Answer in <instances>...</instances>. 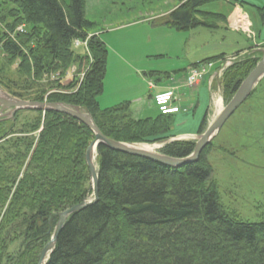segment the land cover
Here are the masks:
<instances>
[{"label": "trees", "instance_id": "trees-1", "mask_svg": "<svg viewBox=\"0 0 264 264\" xmlns=\"http://www.w3.org/2000/svg\"><path fill=\"white\" fill-rule=\"evenodd\" d=\"M213 1L181 0L153 23L181 31L218 29L213 22L225 24L226 14L202 10ZM85 5V0H0V63L14 66L15 73L32 71L37 79L54 71L62 78L74 64L83 70L89 55L76 53L73 41L87 35ZM21 25L23 32L17 31ZM87 49L92 61L80 86L75 76L57 83L64 92L45 97L41 90L32 99L85 109L104 135L118 141L160 140L155 128L167 112L136 118L130 101L99 106L108 50L96 37ZM256 60L227 70V97ZM25 111L34 113L28 122L20 119ZM0 124V264H37L59 213L91 199L85 155L94 133L53 110L23 109ZM194 147V142L171 141L161 151L182 158ZM209 150L210 145L196 161L174 168L100 144L98 199L69 215L45 264H264V219H238L222 202Z\"/></svg>", "mask_w": 264, "mask_h": 264}, {"label": "rangeland", "instance_id": "rangeland-1", "mask_svg": "<svg viewBox=\"0 0 264 264\" xmlns=\"http://www.w3.org/2000/svg\"><path fill=\"white\" fill-rule=\"evenodd\" d=\"M85 3L86 18L89 23L85 30L87 35L82 40V45L74 47L76 53L89 55V60H87L83 70H77V65L74 64L62 78H60L63 76L60 71H54L49 75L45 74L44 78L42 76V78L37 79L32 71L26 75L22 73L20 75L14 72V66H11V70L0 63V94L7 93L11 97L21 100L36 101L32 98L37 96V91L42 90L45 97L53 92H64L65 90L56 86L59 81L68 83L75 76H78L80 86L88 65L92 61V53H89L87 49L89 39L96 37L102 41L101 35L106 31L102 35L109 43L108 47L106 45L108 52L103 84L104 92L102 91L103 95L100 94L98 101L99 106L103 109L114 107L127 101L124 99L127 96H135L137 92L142 91L144 88L147 91L146 81L152 84L151 87H153L156 83L152 80H160L159 82L162 81L165 85V81L170 78L163 79L161 76L160 79L159 75L158 77L150 76L149 78L152 80H149L144 75L146 80L144 82L138 74V68L143 69L144 67L154 66L162 71L181 69L190 63V56H196L199 45L200 47L204 46L215 38L210 36V30L200 27L202 32L190 36L185 44L180 35H176L171 28H165L163 36L164 39L167 37L170 42L171 53L160 58L155 57L152 59L151 57L148 60L145 55L153 53L154 49L151 45L143 44L146 28L140 24H137L138 27L129 24H142L155 16H159V19L167 16L182 3L181 0H85ZM245 7L254 19H262L260 14L255 16L252 7L247 5ZM230 8L227 4H219V2L213 1L203 5L202 10L221 12L227 15ZM205 22L212 23L211 20H205ZM213 23L218 24V26L221 25V27L225 25L219 21L217 22V20ZM124 25L129 26L122 27ZM227 26L232 28L231 24H227ZM21 28L24 30V25L18 27L17 31L23 32ZM110 29H112L110 32L107 31ZM235 30L249 37L247 31L243 29ZM145 33L148 37V32ZM240 37L242 39V35ZM243 39L245 46H251L252 41L250 39H246L244 36ZM86 41L87 45L85 46ZM173 44H175L174 47ZM263 49L264 45H252L236 53L222 54L215 60L204 59L199 63L191 64L185 69L186 73L179 82L172 78L169 79L174 85L171 87L172 90L166 93L171 94L174 102L173 109L165 113L170 116L167 115L168 117L162 118L159 126L155 128L154 137L157 136L161 139L154 142L141 141L128 144H155L157 147L154 148V151L161 154H163L161 150L164 146L171 141L194 142L196 144L236 93L227 97L228 91L225 83L227 70L234 64L249 58L257 59V65L263 56ZM190 50L192 51L191 55H189ZM120 56L124 58H120ZM201 63H211V65H206L208 67L205 72L203 70L201 73L198 71L199 75H196L193 79L191 75L189 76L188 71L191 68H197L196 65ZM5 64H7V61ZM255 66L249 69L248 74ZM200 87L207 91V96L203 94L204 90L200 94ZM252 92L211 139L208 144L210 150L207 157L213 167V177L218 184L222 202L238 219L259 222L264 219V76ZM18 93H21V96ZM46 100L45 98L43 101L47 102ZM13 110L12 106L0 104V123L8 122L20 111L18 110L13 116ZM81 110L87 112L85 109ZM129 110L132 117L139 118L144 115L142 113L143 108L138 101L130 102ZM156 111L158 112V110L154 112L156 113ZM260 112L262 115H260ZM33 115V112L25 111L21 114L20 119L28 122ZM0 125L2 126V124ZM40 131L41 128L34 133L35 138H37ZM90 182L92 185L91 180ZM92 197L93 192L90 198L92 199ZM18 242L19 240L14 242L13 250L16 249Z\"/></svg>", "mask_w": 264, "mask_h": 264}, {"label": "crops", "instance_id": "crops-1", "mask_svg": "<svg viewBox=\"0 0 264 264\" xmlns=\"http://www.w3.org/2000/svg\"><path fill=\"white\" fill-rule=\"evenodd\" d=\"M215 2H219V4H227L228 6H230V12L229 14H227V22L225 23L224 27H220L218 29H208L211 32L209 33L210 36H214V40L208 42L207 44H205L204 46H201L202 48L206 47L205 49H202L199 45L196 56H190V63L187 64L186 66H183L181 69H176L173 71H162L158 68H155L154 66L152 67H144L142 68H138V74L142 77V80L145 82L146 80L144 79V75L146 76L147 79H151L149 78L150 76H156L158 77L160 75V79L161 76L163 77V79H174L177 82H179L182 77H184L186 70L191 64L193 63H199L201 61H203L204 59H208L214 56H219L222 54H229V53H236L238 51H241L245 48L251 47L253 46H260V45H264V18L261 16L262 19H254L252 14L248 12V10L246 9V5L252 7L256 14H260L262 15L263 12H261L264 9V0H217ZM231 2H234L233 4ZM86 13H87V9H86ZM220 13V12H219ZM246 14H247V18H246ZM242 17V21L245 22L246 20H248V22H250V27H251V31L254 33V36L251 37H246L243 33L238 32L237 28L233 29L229 28L227 26V24H230L235 18L238 17ZM159 18V16H155L154 18H150V20H147L146 23H136L134 24H129L131 26H137V24H140L141 26H144L146 29L144 30V38L145 41H143L144 45H151L154 49L153 53L150 54H146L145 57H147V59L149 60V58L152 57H163V56H167L171 53V45L169 40L164 39L163 36V32L165 30V28H171L169 26L166 25H161V24H155L153 23L154 19ZM129 25H124L122 27H127ZM118 28V27H117ZM115 29V28H113ZM172 31L175 32L176 35H180L181 38H183L184 43L186 44V41L189 40L190 36L192 35H196L197 33H201V29L200 28H194V29H189V30H177L174 28H171ZM241 29V28H239ZM107 30V31H111ZM224 31V33H223ZM106 32V31H105ZM105 32L102 33L105 34ZM148 32V37H146V33ZM167 34V33H165ZM223 34V35H220ZM101 35L102 40L105 42V44L109 45L108 41L105 40L103 38V36ZM240 35H242V39L240 37ZM243 36L246 39H250V41H252L251 46H245L244 39ZM254 38V39H253ZM253 39V40H252ZM178 42V40H177ZM181 44V43H180ZM175 46V44H173V47ZM170 48V49H169ZM244 52V51H242ZM192 51L190 50L189 55H191ZM120 58H124L122 56H120ZM165 81V85L163 84V82H159L152 80L156 83L155 86L151 87L149 85V83L146 81L147 83V91L144 88L142 91L137 92L135 94V96H127L124 99L130 102H134V101H138L142 108H143V116L142 117H148V116H156L158 114V112L156 111V113L154 112L155 110H158L155 99L156 96H159L162 93H166L169 90H172L171 87H173L174 83H171L170 80ZM204 90V93L207 96V91L205 89H203L202 87L199 88V92L200 94L202 93V91ZM103 91V90H102ZM104 92V91H103ZM103 92L101 93V96L103 95ZM133 100V101H131ZM142 102V103H141ZM148 102H150V104H148ZM159 111V110H158Z\"/></svg>", "mask_w": 264, "mask_h": 264}, {"label": "water", "instance_id": "water-1", "mask_svg": "<svg viewBox=\"0 0 264 264\" xmlns=\"http://www.w3.org/2000/svg\"><path fill=\"white\" fill-rule=\"evenodd\" d=\"M263 56L255 68L248 74V76L242 81L239 88L237 89L234 96L231 100L224 106L221 113L215 119L213 123L210 124L208 129L204 132L199 141L195 144L194 151L187 157L177 158L171 157L168 155H164L158 153L156 151H148L136 145L128 144L122 141H118L112 138L107 137L102 133L99 127L96 125L93 116L91 113L84 112L79 107L68 106L62 103L57 102H39V101H27L21 100L18 98L11 97L7 93L0 94V104L6 106H12L13 116L18 110L21 109H35L41 111L53 110L56 112H60L66 115H69L76 120L86 124L94 133V137L92 141L89 143L86 149V162L89 169V174L92 181V189H93V197L92 199L84 200L69 209H66L59 213L58 220L53 232V235L50 241L44 246L39 261L37 264H45L47 258L52 252L59 232L61 231L65 221L72 213L79 211L93 203L98 199V168L95 166V162L93 160V150L96 151V155H98V147L100 144H104L111 149L121 151L130 155L145 157L151 159L160 164L180 168L185 163L196 161L202 151L207 147L210 143L211 139L215 136L218 130L221 129L225 121L245 102V100L249 97L253 88L260 81V79L264 76V49L262 50Z\"/></svg>", "mask_w": 264, "mask_h": 264}, {"label": "built area", "instance_id": "built-area-1", "mask_svg": "<svg viewBox=\"0 0 264 264\" xmlns=\"http://www.w3.org/2000/svg\"><path fill=\"white\" fill-rule=\"evenodd\" d=\"M246 18H247V16H246ZM230 24L234 28H237V29L241 28V29L247 31L249 34V37L252 38L254 36V33L251 31L250 22H248V20L243 22L242 17L239 16L238 18H235ZM21 30H22V28H21ZM82 43H83L82 40H79V39H75L73 41V45L76 47L79 46L80 44L82 45ZM84 45L85 46L87 45V41L84 43ZM209 64L211 65V63H206V64H202V65L201 64L197 65V68H195V69L191 68L188 71L189 76L191 75L192 78L195 79V76L199 75L198 71H200V73L202 70L205 72L207 70V67H208L206 65H209ZM149 85L151 86L152 84H149ZM173 102H174L173 97L171 96V94H168V93H162L156 97V103L159 106V109L163 112H167V111L172 110L173 109Z\"/></svg>", "mask_w": 264, "mask_h": 264}, {"label": "bare ground", "instance_id": "bare-ground-1", "mask_svg": "<svg viewBox=\"0 0 264 264\" xmlns=\"http://www.w3.org/2000/svg\"><path fill=\"white\" fill-rule=\"evenodd\" d=\"M264 107V106H263ZM264 110V109H263ZM262 110V111H263ZM260 115H262L261 114V112H260ZM136 146H138V147H141V148H143V149H145V150H148V151H154L155 149V147H157V145H155V144H138V145H136ZM93 160H94V162H95V166H96V168H98V164H96L97 162H96V160H97V156H96V151L95 150H93Z\"/></svg>", "mask_w": 264, "mask_h": 264}]
</instances>
